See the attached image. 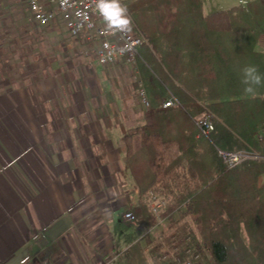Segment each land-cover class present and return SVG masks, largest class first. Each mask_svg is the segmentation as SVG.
<instances>
[{"label": "trees", "instance_id": "16d2710c", "mask_svg": "<svg viewBox=\"0 0 264 264\" xmlns=\"http://www.w3.org/2000/svg\"><path fill=\"white\" fill-rule=\"evenodd\" d=\"M121 4L147 38L137 71L148 107L118 149L137 188L128 209L157 230L122 252L124 264H264V163L227 168L216 150L264 152V97H241L242 69L264 72L252 51L264 42V0L206 15L200 0ZM169 92L179 105L162 106ZM205 107L213 129L202 136L194 118ZM149 193L165 199L157 215Z\"/></svg>", "mask_w": 264, "mask_h": 264}, {"label": "crops", "instance_id": "0c3cea01", "mask_svg": "<svg viewBox=\"0 0 264 264\" xmlns=\"http://www.w3.org/2000/svg\"><path fill=\"white\" fill-rule=\"evenodd\" d=\"M200 1L206 15L253 0ZM252 51L264 60V42ZM37 55L17 64L19 74L9 61L0 74V264H124L122 252L154 232L124 217L138 194L118 149L124 132L146 122L145 109L123 67L102 75L108 101L93 85L99 75ZM262 85L241 97H264ZM132 142L139 146L138 135Z\"/></svg>", "mask_w": 264, "mask_h": 264}, {"label": "built area", "instance_id": "2783aa9c", "mask_svg": "<svg viewBox=\"0 0 264 264\" xmlns=\"http://www.w3.org/2000/svg\"><path fill=\"white\" fill-rule=\"evenodd\" d=\"M26 3L29 22L43 27L60 24L71 37H82V41L87 42L92 50V53L87 51L85 53L88 55L86 63L89 65L94 62L101 66L121 63L133 67L139 46L147 43L145 34L133 24L130 31L116 33L108 31L103 20L94 10V0H26ZM135 79L139 86L140 103L148 107L142 80L138 77ZM177 103L176 98L170 94L162 106H175ZM211 116L210 113L204 111L194 118L198 135L206 136L213 129ZM216 150L227 168H235L245 161L264 163V152H259L254 148L225 150L216 147ZM147 202L150 210L157 215L164 206L165 199L149 193ZM124 217L128 220L135 219L130 210L124 213ZM91 264H106V262L98 259Z\"/></svg>", "mask_w": 264, "mask_h": 264}, {"label": "rangeland", "instance_id": "374dc122", "mask_svg": "<svg viewBox=\"0 0 264 264\" xmlns=\"http://www.w3.org/2000/svg\"><path fill=\"white\" fill-rule=\"evenodd\" d=\"M26 7H27L26 0H0V44L4 43L3 45L0 46V74H3L4 72V68L2 65L6 64L8 61L10 63L16 64L17 71L16 72L14 71V73L19 74L21 70L17 64H19L21 60H28L29 64H31L33 61H36L38 60V58L41 57V55H39L38 57L37 53H40V51H43V52L45 51V54L48 59L49 58L51 59L52 57H54L55 59L70 58L76 61L78 65L75 69L77 72V75L87 74L86 72L99 75L97 76V79L99 78V81L94 82L93 85L96 88L101 89V91L103 90V94L105 95V98L108 100V97H106L108 93L105 91L102 75H113L114 70L108 71L107 70L108 66L117 65L118 67L119 65L120 67L124 68L123 71L125 72L127 71L130 74L129 75L130 77L128 76L127 78V88L130 86V84H133L132 87L134 89V95H133L134 97L132 98V100L133 101L136 100V102H138L141 105V107H143L144 109L147 108V107H144L140 103V98L138 96L139 86L135 78L138 77V79L140 80L142 79L139 73L138 74L134 73L137 71V68H136L137 59L133 67L122 65L121 63H117V64H109V65L102 66L101 71L99 70L97 71L98 63L94 62L92 65H89L86 63L88 55L85 53L86 51L92 53V50L87 45V42L82 41V37H75V38L71 37L69 34L63 31L62 26L60 24L49 25L53 29H56V30H51L53 32H48L46 29L47 27L38 26L35 23L29 22L27 20ZM131 21H132V18H131ZM81 61H83L87 65V67H85L86 69L81 67L83 64L79 66ZM29 67L31 70L32 66H29ZM13 69H16V68H13ZM100 72H102V74ZM34 79L35 78H33V81H35ZM107 84L108 83L106 82L105 85ZM109 84H111V82ZM116 84L117 83H115L114 85L115 87H116ZM30 89H33V85L30 86ZM169 94L171 93L169 92ZM111 98L112 97L109 98L110 101H112ZM177 105H179V102L177 103ZM204 111L212 115L211 116V122H212V119L214 118V115L212 114V112H210V110L206 107L203 109L202 112ZM153 233H157V230L155 228H154Z\"/></svg>", "mask_w": 264, "mask_h": 264}, {"label": "clouds", "instance_id": "9594fccd", "mask_svg": "<svg viewBox=\"0 0 264 264\" xmlns=\"http://www.w3.org/2000/svg\"><path fill=\"white\" fill-rule=\"evenodd\" d=\"M94 10L103 20L106 29L112 33L131 30L132 21L126 5L120 0H94ZM264 82V76L255 65H248L242 69L241 83L246 94L255 96L257 87Z\"/></svg>", "mask_w": 264, "mask_h": 264}]
</instances>
